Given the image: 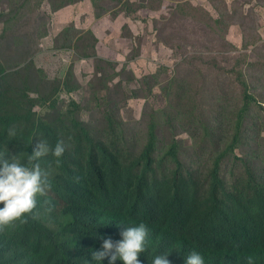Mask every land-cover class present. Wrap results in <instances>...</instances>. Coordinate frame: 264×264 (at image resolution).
<instances>
[{
	"label": "rangeland",
	"instance_id": "1",
	"mask_svg": "<svg viewBox=\"0 0 264 264\" xmlns=\"http://www.w3.org/2000/svg\"><path fill=\"white\" fill-rule=\"evenodd\" d=\"M0 68L13 110L25 92L50 121L75 102L99 139L112 116L134 154L154 125L156 155L178 141L201 179L236 137L247 84L256 103L221 174L264 176V0H0Z\"/></svg>",
	"mask_w": 264,
	"mask_h": 264
},
{
	"label": "trees",
	"instance_id": "2",
	"mask_svg": "<svg viewBox=\"0 0 264 264\" xmlns=\"http://www.w3.org/2000/svg\"><path fill=\"white\" fill-rule=\"evenodd\" d=\"M245 86L236 137L204 179L183 165L178 141L156 155L154 125L145 147L134 154L123 144L112 116L107 117L106 138L99 139L77 117L82 107L75 102L50 121L34 111L26 92L28 100L16 102L13 110L12 99L0 90V153L6 159L15 155L27 164L39 140L52 147L62 140L66 149L59 164L51 154L40 159L52 189L47 197H38L35 218L0 232V264H88L104 239L120 240L124 228L140 222L149 229L147 249L138 256L141 264L164 254L171 264H185L193 251L204 256L205 264H248L250 256L253 264H264V176L255 175L248 164L233 183L221 174V163L233 154L256 103ZM12 126L14 138L7 133ZM46 200L49 210L44 209ZM91 264H109V259Z\"/></svg>",
	"mask_w": 264,
	"mask_h": 264
},
{
	"label": "clouds",
	"instance_id": "3",
	"mask_svg": "<svg viewBox=\"0 0 264 264\" xmlns=\"http://www.w3.org/2000/svg\"><path fill=\"white\" fill-rule=\"evenodd\" d=\"M8 136H17V129L12 126L7 129ZM63 141H57L52 147L46 140H39L31 154L27 156V164L22 163L15 155L10 159L0 153V232L14 226L17 222L24 224L28 217L35 218L38 197H47L52 189L49 172L42 169L40 159L51 154L56 164L65 153ZM50 203V201H45ZM122 239L113 241L110 237L103 240L101 250L92 252V261L100 262L109 259V264H115L117 259L123 264H141L138 256L145 252L149 243V229L140 222L138 225L127 226L120 233ZM167 254L155 256L152 264H171ZM185 264H205V259L199 252H191ZM248 264H253V258L248 257Z\"/></svg>",
	"mask_w": 264,
	"mask_h": 264
}]
</instances>
